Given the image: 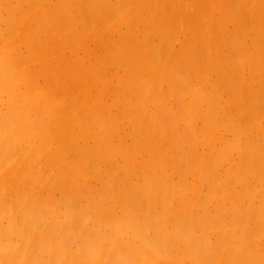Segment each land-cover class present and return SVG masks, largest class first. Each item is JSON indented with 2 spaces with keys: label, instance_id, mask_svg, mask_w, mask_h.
Segmentation results:
<instances>
[{
  "label": "bare ground",
  "instance_id": "1",
  "mask_svg": "<svg viewBox=\"0 0 264 264\" xmlns=\"http://www.w3.org/2000/svg\"><path fill=\"white\" fill-rule=\"evenodd\" d=\"M123 1L83 0V3L79 6L76 3L77 0H0V264H131L132 260H134L132 264H142L145 258L148 257L149 259L150 254H155V249L152 247L155 242L163 245L171 241H174L175 244H187V242L189 245L192 244L190 240L193 235L190 229L191 226L183 233H178L175 229L178 228L177 226L182 220L187 226L184 216L190 213V210L198 209L200 211L196 216L192 215L195 217L190 221L194 223L193 225L199 222L206 227H211L214 223L218 225L222 223V226H226V221L218 222V220L225 211L223 207H225L227 200L223 202V196L216 194V189H213L216 182L212 179L221 178L220 169L223 162L231 154L230 150L233 151L238 146L233 147V142L229 144V147L220 148L218 156H210L205 160L193 147L190 148L186 145V139L180 140L178 137L171 136L172 149L166 155L162 150L164 144L158 138L159 133L167 131L165 126L162 125L166 123L164 120L155 124L152 130L147 127L145 121L143 123L138 121L133 127L127 123L124 125L127 131L124 130V142H122L115 137L113 129L115 125L110 127L112 124L119 123V118L112 115V111H114L112 110V103H104V107H99V110L105 108L107 114H111L109 115L110 119L106 118V121L100 124L102 120L98 117L100 115L99 110V115L89 116L90 119H85V116L82 115L71 117L72 114L70 115V113L74 110L72 105L70 104V113H64L63 111L67 107L65 99L60 100L61 95L55 98L52 92L36 93L35 97L29 99L30 90L32 89L30 88L25 92V100L19 102L22 96V93H20L21 86L24 87V90H27V86L33 81L37 72L45 75L44 81L46 82L61 81L62 85H66L72 79L67 76V72L73 74L77 72L84 75L88 71H92L94 77L91 80L94 83L100 81L99 74L104 70V67L101 69L103 65L109 69H118L120 57L124 53V72L117 74L115 79V87L117 88L115 92L120 97L124 94V114L130 110H132V113L145 111L143 109H146L145 113L150 114V105H148L150 102L142 103V96L147 94L152 87L149 76L153 72V66L151 67L152 70L149 69V60H151L152 55L155 56V53H157V48L152 50L155 46L154 37H160L162 30L152 27L154 26L153 23H147L148 29H146L147 27L140 23L144 20L142 15L133 18L129 12L130 9L132 10V5H126L125 3L124 21H119L116 26L114 25V28L110 29L107 26L108 22H102V18L110 17L111 22L112 18L116 16L114 9L118 8ZM130 1L137 3V6L139 5L141 13L146 9L147 5L142 7L138 0ZM19 2H22L23 5L17 9ZM97 2L100 3L99 9ZM127 6H129L128 9ZM37 9H40V11L37 12ZM79 9H82V13L86 16L88 15V9L93 10L91 14L93 18L89 19V23L92 20L94 22L96 18V20L98 19V26L87 40L81 39L82 46L80 48L83 55L79 60L73 62L70 59L74 50L71 36L77 38V35H81L88 27L81 25L78 28V23L82 19L76 20L74 15L78 13ZM30 10L33 12L32 17H25L27 15L25 13ZM217 12L216 23L217 26L222 28L223 37L215 39L213 45L216 47L220 45L225 48L233 46L239 41L240 32L242 31H236V28H233V15L229 10H226L225 6H221ZM173 13L171 16H174ZM170 18L172 19V17ZM140 24L144 25V29ZM229 26H231V29ZM203 36L201 35V38ZM51 37L52 41H50ZM123 37L124 50L122 48L113 50V45L122 46L119 40ZM244 38L243 42H245ZM145 47L151 49V53L149 52L148 55L144 54ZM75 53H77V48ZM176 54L180 53L175 52ZM187 58L181 59V63H179L181 67L186 69L194 66L193 60H190L191 58L187 60ZM176 61L175 64L171 63L173 64L172 67L158 70L160 78L169 82L171 86L167 96L169 99L177 97L176 95L183 91L178 90L182 88L181 84L184 80L183 71L179 72L178 69H175L178 62ZM68 63L73 64V66L70 67L71 65ZM24 65L25 71L22 70ZM203 76L204 80L209 78V74ZM239 76L241 77V75ZM199 77L197 80L202 79L201 75ZM18 82L21 83V86H17ZM207 82L208 85L203 87L204 89L200 90L198 95L190 97L194 101L188 104L194 123L193 129H191L192 131L196 129L200 119L202 127L201 125L198 127L199 129L201 127L203 132L201 130L197 131L204 138L207 135L210 137L212 134L217 133L216 130L212 129L210 121L207 120L204 114L214 111L210 107H217L218 97L221 96L219 92L223 89L221 88L217 92L216 85L209 80ZM54 84L56 83L54 82ZM111 86H107V91ZM45 88L47 87L43 89ZM101 88L99 85V89ZM77 90L72 93L73 100L76 96L74 93ZM246 91H248V94L247 98L242 97L243 103H246V99L251 98L250 94L252 92L248 89ZM96 94L93 100L100 98H98L100 93L98 96ZM128 94L133 97L132 105L129 108L126 107L131 103L126 102ZM160 95L163 97L162 94ZM186 95L188 96V94ZM12 98H16L17 107L13 106L14 100ZM81 98L80 101L83 102L86 96L83 95ZM82 102L79 103L82 104ZM153 103L154 101L151 102V104ZM201 105H205V108L201 109L199 107ZM85 108L87 109L88 106ZM85 108H82L84 113ZM248 108L253 109L252 103H249ZM34 109L42 110V112L40 111L42 113L41 119L37 120L32 112ZM35 112L38 114L37 111ZM210 113L214 114V112ZM139 118L142 120V117ZM174 133L175 131L172 130L170 135ZM234 136L239 137L235 133ZM208 137L206 140H208ZM235 140L237 141V139ZM212 146V149H214L215 143L214 145L212 143ZM118 161L122 162L124 173L120 174L118 172L119 174L113 176L114 173L109 174L110 171H113L110 166ZM208 163H212V166L215 164L214 168L218 172L213 170V172H210ZM133 164H135V169L131 167ZM93 166L104 167L108 170V174L106 176L99 175L94 179L89 178L88 168ZM180 166L187 168L189 172H183V168L180 172H176V169ZM228 172L223 171V173ZM188 173H191V176L196 178L199 183H205L209 178L210 181L214 182L211 185L209 181L201 203L200 200L194 202L195 197L188 198L189 192H193L191 190L193 188L190 189L192 186L187 181ZM210 174H213V176L210 177ZM36 186L40 192L38 198L35 199L28 188L33 189ZM200 191L199 189L197 194L199 197ZM245 193L248 199L250 195L248 196V192ZM230 201L233 202L232 205L238 206V203L234 204V197H231ZM214 202H216L215 208L209 212L208 208ZM237 202L239 201L237 200ZM144 204L146 205V210L145 208L144 210L148 214L145 215L143 212L139 218L137 212H142ZM78 205L80 208L76 210ZM118 213H120L119 218L116 217ZM74 215L77 217L72 219ZM82 223L86 225L81 234L84 242L81 239V247L76 251L71 245L70 236L73 231L80 232L79 226ZM167 223L170 225L169 227L166 226ZM122 225H124V232ZM152 231L154 232L153 238L147 240V233ZM95 233L96 238L92 240ZM116 234L124 237L122 239L117 236L116 243L124 240L123 245H129L132 249V244L138 242V246H141L142 250L137 253L133 250L132 254L128 255L124 250V252H120L119 246H115L109 252L108 257L106 248L109 245L107 243H110L109 240H112ZM106 236L111 238L106 239ZM74 237L77 239L76 235ZM204 238L202 234H199L193 239V243L197 241L202 243ZM234 238L237 239V237L232 236L227 240L228 236H219L218 241L214 244L215 250L220 249L222 243L227 242L231 254L244 252L241 241L237 245V242L233 241ZM209 243L208 240V244L205 245L208 249L210 248ZM188 244L184 248V252L182 251V258L188 259V264H215L214 256L204 257V260L200 261L199 257L202 255L200 248L194 250V252ZM221 250L222 248L220 252ZM207 255L209 257V254ZM248 262L243 263L249 264Z\"/></svg>",
  "mask_w": 264,
  "mask_h": 264
},
{
  "label": "rangeland",
  "instance_id": "2",
  "mask_svg": "<svg viewBox=\"0 0 264 264\" xmlns=\"http://www.w3.org/2000/svg\"><path fill=\"white\" fill-rule=\"evenodd\" d=\"M111 2H114V1H111ZM138 2L140 5H142V7L147 5L146 9L143 10L142 13L141 11H139V5L137 6V3L135 4L133 1L124 0L118 8L114 9V11L116 12V16L112 18L111 22H110V19H111L110 17L109 18L103 17L102 22L104 23L108 22L107 26H109V28L112 29L116 26V24L119 21L121 20L124 21L123 17H124V3H125L126 5L127 4L130 6L132 5V10L130 9L129 12L133 18H136L142 15L144 20H142L140 23H143L145 27H147L146 25L147 23H150V24L153 23L154 26L152 27H156L162 30V32L160 33L161 38L154 37L155 46L152 50L157 48V53H155V56L152 55L151 60H149V69L152 70L153 68V72L149 76L150 78L149 81L151 82L152 87L149 91L150 93L148 92L147 94H143L142 96V100H143L142 103L150 102L148 104L150 105V112H151L150 114L145 113L146 109H143L145 111L135 112V113H132V110H130V111H126L125 113L126 115L124 114V99H123L124 94L122 97H120L119 94L115 92L117 90V88L115 87V84H116L115 79L117 78V74L119 75L122 72H124V53L120 57V62H119L120 66L118 67V69L117 68L109 69L107 68V66L103 65L101 69L104 67V70H102L101 73L99 74L100 81H96L94 83L92 82L93 80H91V78L94 77V74L92 71H88L84 75H80L77 72L74 74L72 72H67V76H70L72 78L69 80V82L66 83L67 86L62 85L61 81L60 82H56V81L46 82L44 81L45 75H42L41 72H37L36 76L33 78V81L30 83L31 85L29 84L27 86V90H24V87L21 86L20 82H18L17 86L18 85L21 86L20 93H22L21 94L22 96L20 95L21 97H20L19 102H21L22 100H25V97H26L25 92L28 91L30 88L32 89L30 90L29 99L35 97L36 93L39 94L42 92L44 93L52 92L55 95V98H58V96L61 95L60 100L65 99V103L67 104V107L63 111L64 113L68 112L69 114L70 113L69 109L72 105L73 107L72 109L74 110L73 112L71 110L72 112L70 113V115L72 114L71 117L82 115L83 117L85 116L84 117L85 119L86 118L90 119L89 116H98L100 114L98 116L100 120H102L100 124L104 123L106 121V118L108 119L109 115L111 114L108 115L107 114L108 112H106L105 108L103 110H99V107L103 106L104 103H112L111 104L112 110H114L112 111V115L119 118V123L112 124L110 127H113L115 125L113 128L115 132V137L118 141H122V142H124V130L127 131V129L124 128V125H126L127 123H129L133 127L134 125L138 123V121H141L142 123L145 121V124L148 125L147 127L150 130H152L155 124H158V122L164 120L166 123L162 125L165 126L167 131L166 132L162 131L163 132V133L161 132L162 134L159 133L158 138H160L162 144H164L162 150H163V153H166V155L169 154L168 151L172 149V145L170 144L171 136L178 137L180 140L186 139V145L190 148L193 147L201 155V157H203L205 160H207L210 156L211 157L218 156L220 148L229 147V144L232 142H233L232 143L233 147L238 145L236 147L237 150L236 148H234L233 151L230 150V153L232 155L231 154L228 155L226 160L223 162V166L220 169L221 178L212 179V181L214 180V182L216 183L210 181L211 180L210 178L208 179V181H205V183L204 182L199 183L196 178H193L191 176V173H188L187 175V179H188L187 181L190 183V186H192L190 187V189L193 188L191 189L193 191L192 192L193 194L189 192L188 198L195 197L194 202L200 200V203H201V200L204 199L203 195L206 193V190H207L206 188L209 185V181L211 185H213L214 183L213 186L215 187H213V189H216V194L221 195V197L223 196L222 197L223 202L227 200L225 207H223L225 211L224 213L220 215L219 220H218V222L226 221L225 223L227 227L222 226L223 225L222 223L220 225L214 223L211 225V227H206L204 224L199 223V222L196 225H193L194 223H191L190 221L191 219L195 218L192 215L196 216L200 212L197 209V210H190V213L184 216V220L187 222V226L184 224V221L182 220L179 222L177 226L178 228H175V229L178 233H183L188 227L191 226L190 229L193 232L192 233L193 235L190 240L192 241V244L189 245L188 242L187 244L192 251L198 250L200 248V253L202 254L199 257L200 261H203L204 257L210 258L214 256L213 258L215 259V264H244L247 261H249L248 262L249 264H264V238H263L264 237V0H203V1L202 0L200 1L199 0H138ZM76 3L77 5L80 6L83 3V0H77ZM22 5H23L22 2H19L17 5V9L21 8ZM97 5L99 9L100 3L97 2ZM221 6H225L226 10H229L230 13L233 15V18H234V24L232 25L233 28H236V31H242L240 32V39H239L240 42L238 41L233 46L226 47V48L220 45L219 47H216L213 45V42L215 39H219L223 37L222 28L217 26L218 24L216 23L217 22L216 14L218 13L217 11L220 9ZM128 8L129 6H127V9ZM183 8H184V11H183ZM177 9L182 10L183 13L182 11L180 12V10H177ZM185 10L186 11L188 10L187 12L189 13H187ZM36 11L38 12L40 11V9H37ZM92 11L93 10L88 9V15L86 16L84 13H82L83 10L79 9L78 13L74 15V19L76 20L82 19L78 23V28L81 25H85L88 27L86 28V30L83 31L81 35L79 36L77 35V38H74V36L70 35L73 40L72 45L74 44V50L72 52V56L70 57L71 61L73 62H75L76 60H79L83 55L82 50L80 48L82 46L81 39L87 40V38L95 32L98 26L97 25L98 19L96 20V18L94 22L92 20L94 24L92 22L89 23V19L93 18L91 16ZM236 12L238 13V15ZM28 13L27 12L25 13L27 14L25 15V17L31 18L33 15L32 10H30ZM169 13H170V16H169ZM172 13L174 16H171ZM170 17H172V19ZM140 25L143 26V29H144V25L142 24ZM123 27H124V24H123ZM229 28L231 29V26H229ZM146 29H148V27ZM243 34L246 36L245 38ZM201 35H204V36L201 38ZM242 37L245 39L244 40L245 42L242 41L243 40ZM199 38L202 40H200ZM51 39L52 37L50 38V41H52ZM123 39L124 37L121 38V40H119V43H121L123 47L119 45H115V46L113 45L112 49L120 50L122 48L124 50V40ZM76 43L78 44L76 45ZM158 44H161V45L159 46ZM194 46H195V50H194ZM76 48H77V53H75ZM151 48H152V45H151ZM144 50H146L144 51L145 52L144 54L148 55L149 52L151 53L150 48L145 47ZM167 51H168V54H167ZM175 52L176 53L179 52L181 55L180 54L175 55ZM74 53L76 56L73 55ZM156 54H157V58H156ZM186 57H188L187 60L191 58L190 60H193L194 62V66H191L188 69L181 67L179 65V63H181L180 60L181 59L183 60V58L185 59ZM174 60L178 61V62L176 61L177 64L175 66V69H178L179 72L183 71L182 75H183L184 82L181 84L182 88L178 89L179 91L183 90L182 93L180 92L179 94L176 95L177 97L170 98L171 99L170 100L169 97L167 96H168L169 87L171 86L169 82L163 81L160 78L158 74V70L161 68L166 69L168 67H172L171 65L175 64ZM68 64L71 65L70 67L73 66V64H70V63ZM23 67H22V70L25 71V65ZM61 71L63 72V70ZM208 74H209V78H206L204 80L203 75H208ZM200 75L202 76L201 77L202 79L197 80V78H200L199 77ZM239 75H241V77ZM228 79L230 80L229 82L227 81ZM208 80L216 85L217 92L221 88L223 89L220 90L219 92V94L221 93V96L218 97L217 107L216 108H212V106L210 107L211 110H214L210 112H214V114L210 112H206L204 114L207 120L210 121L209 123L213 127L212 129L217 131V133L216 131H214V133H216L215 135L212 134V136L210 137H208L209 135H207L208 140H206L207 137L204 138L201 135V133L198 134L199 133L198 131H200L202 127L200 119H199L200 122L197 120L198 123L196 125V129L192 131L193 129L192 127L194 126V123H193V119H192L188 104L191 103V101L192 102L194 101V99L190 98L191 96L198 95L199 91L203 90L204 89L203 87L208 85V82H207ZM54 82L56 84H54ZM32 83H33V87H32ZM99 85L100 87H102L101 89H99ZM109 85H112V86L109 87V90L107 91V86ZM44 87H47V88L43 89ZM77 88H79V90H77ZM189 88H192V89H189ZM247 89L252 92V94L249 93L251 95L250 97L252 98V100H250L251 98H249V100L246 99V103H243L242 97L247 98V94H248V91H246ZM75 90L77 91L76 93H74V95L76 96H74V100H73L72 93L75 92ZM186 91L187 92L189 91V92L187 93ZM95 93H97L96 94L97 96L100 93V95L98 96V98L99 97L100 98L97 99L98 101L96 99L93 100L95 97ZM82 94L86 96L83 102L80 101V99H82L81 97H83ZM160 94H162L163 97ZM186 94H188V96ZM12 99L14 100L13 106L17 107L18 103L16 102V98H12ZM72 100H73V104H72ZM132 100H133V97H131L128 94L126 102L127 103L131 102V103L126 106L127 108H129V106L132 105ZM153 101L154 103L151 104V102ZM79 102H82V104ZM249 103L250 104L252 103V106H253L252 110L248 108ZM87 106L88 108L86 109L85 107ZM199 107L201 109H204L205 105H201ZM82 108L83 109L85 108L86 110L85 113H84V110H82ZM98 110L100 111L99 114H98ZM35 111H37L38 114ZM40 111L42 112V110ZM40 111L38 109H34V111H32L35 117L37 118V120L42 118L41 117L42 113ZM183 111H184V115H183ZM222 112H225V113H222ZM106 114L108 115V117H106L107 116ZM129 117L131 118V120ZM139 117H142V120H140ZM120 119H121V122H120ZM257 120H259L258 124H257ZM200 125L201 127L199 129L198 126ZM178 127L180 128L178 129ZM186 129L188 130L186 131ZM172 130L175 131V133L170 135ZM177 130L179 131L177 132ZM190 131L192 132V134ZM239 131L241 132L238 133ZM233 132L236 135H239L240 138L238 136H234ZM233 137H235L237 141L233 139ZM212 143L213 145L215 143L214 149H212L213 148ZM119 158L121 157L119 156ZM214 166H212V163L211 164L208 163V169H210V172L217 171L214 168ZM131 167L135 169V164H133ZM110 168L113 171H110L109 174L114 173L113 176H116L119 173L120 174L124 173V167L122 166L121 161L114 162V164L110 166ZM182 168L183 166H180L178 169H176V172H180ZM88 169H89L88 177L89 178L91 177V179L97 178L99 175L106 176L108 174V170L105 169L104 167L93 166ZM183 169H184L182 170L183 172L185 173L189 172L187 168L186 169L183 168ZM218 169H219V166H218ZM224 170L229 171V172L223 173ZM52 171H54V169H52ZM209 176L212 177L213 174H210ZM236 182L238 183L236 184ZM253 185H255L254 186L255 188L253 187ZM219 186H221V188H219ZM199 189L201 190L199 194L200 197L197 195L199 193L198 192ZM28 191H30L31 195L33 194V197L35 199L38 198L40 191L37 186L33 187V189L28 188ZM245 192H248L247 193L248 196L250 195L248 199H247V196H245L246 195ZM55 196L57 197L58 195H55ZM231 197H234V204L238 203V206L232 205L233 202L231 203L230 201ZM236 198L239 202H237ZM242 198L245 201L243 200L242 202ZM145 204L142 207V212H137V216L139 218L141 217L143 212L145 215L148 214L145 212L146 210ZM215 205H216V202H214L213 205L208 208V211L211 212L215 208ZM77 208L78 209L76 210H79L80 206L78 205ZM119 216H120V213L116 215L117 218H119ZM76 217L77 216L74 215L72 219H75ZM231 218H233V220H231ZM145 222L146 224H148L147 221ZM122 226H123L122 230L124 232V225ZM166 226L169 227L170 225L167 223ZM85 227L86 225L82 223V225L79 226V231H80L79 233L77 231H73V233H71V236H70L71 245H73L72 247H74L75 248L74 250L76 251L81 247V239L83 240V238L81 237L82 236L81 234L85 230ZM260 232H261V235H260ZM147 234H148L147 240L153 238L154 236L153 231ZM199 234H202L205 237L204 241L202 243H200L199 241H197L196 243H193V239L197 237ZM72 235L74 236L76 235L77 239ZM117 236L119 235L116 234V236H114L112 240H109L110 243L107 240L108 242L107 244L109 245V246L107 245L108 248H106L107 256L109 255V252L111 251V249H113L115 246H119L120 252L124 250L128 255H131L133 250L135 253L140 252L142 250V247L138 246V242L132 244L131 246L132 249L130 248L129 245L127 246L123 245L124 240L123 242H121L120 240L118 243H116V240L118 239ZM219 236H225V237L228 236L227 240H229V238H231L232 236L237 237V239L234 238L233 241L235 243L237 242V245L240 244L239 241H241V245L244 249V252H236V253L231 254V250H228L229 244H227V242L222 243L221 252H220L221 248L215 250L214 244L218 241ZM119 237H121L122 239L124 238L122 236H119ZM95 238H96V233L94 234V237L92 240H95ZM105 238L109 239L111 237L106 236ZM240 238L243 240H241ZM207 239L210 242L209 249L206 248L207 246H205L206 244H208ZM173 242L174 241L167 243L168 245L167 244L163 245V244H159L155 242L152 246L155 249V254L153 253L150 254L151 256L149 257V259L148 257L145 258L142 264H188L187 262L188 259L182 258L183 257L182 251L184 252V248L187 247V244H180V243L175 244ZM224 245L226 246V248ZM123 252L122 254L124 255ZM207 254H209V257ZM192 256L194 257L193 254ZM133 261L134 260L131 261V264ZM175 261H177V263H175Z\"/></svg>",
  "mask_w": 264,
  "mask_h": 264
}]
</instances>
